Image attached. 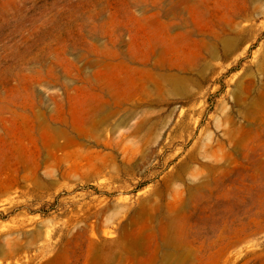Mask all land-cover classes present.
Here are the masks:
<instances>
[{
  "label": "rangeland",
  "instance_id": "1",
  "mask_svg": "<svg viewBox=\"0 0 264 264\" xmlns=\"http://www.w3.org/2000/svg\"><path fill=\"white\" fill-rule=\"evenodd\" d=\"M0 264H264V0H0Z\"/></svg>",
  "mask_w": 264,
  "mask_h": 264
}]
</instances>
